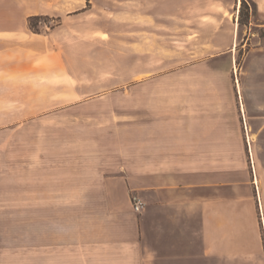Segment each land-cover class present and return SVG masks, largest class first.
Here are the masks:
<instances>
[{
    "label": "crops",
    "instance_id": "0c3cea01",
    "mask_svg": "<svg viewBox=\"0 0 264 264\" xmlns=\"http://www.w3.org/2000/svg\"><path fill=\"white\" fill-rule=\"evenodd\" d=\"M85 1L87 8L81 4L76 11L82 12L76 16L67 14L66 0L30 2L20 10L17 26L0 28V96H43L42 90L23 81L65 79L71 44L67 34L74 30L79 35L88 27L72 29L71 21L94 12L93 1ZM242 1L122 0L116 13L121 22L113 20V27L94 22L90 28L92 33L106 32L114 42L121 32V65L128 75L123 79L155 78L149 73L180 79L176 75L189 74L192 64L213 68L224 57L235 59ZM35 16L61 19L62 24L48 34H37L29 25ZM5 41L12 45L4 48ZM75 48L82 50V40L75 42ZM203 55L198 61L189 59ZM74 67L75 73H82L81 55ZM4 80L20 84L3 89ZM215 113L210 116L192 106L180 110L176 118L163 114L164 120H148L137 139L124 136L120 151L106 157L78 149L32 153L29 159L37 161L32 167L42 173L30 180L32 191L75 196L74 201L59 200L54 205L44 196L43 209L82 210L84 192L115 191L134 194L143 207L133 210L127 200L120 210L112 211L116 204L110 200L88 202L103 211L98 222L91 217L85 228L82 214L68 220L74 221L67 223L73 229L64 228L65 218L56 217L59 228L54 239L48 238L42 248L27 249L26 263L264 264V179L256 171L255 186L249 171L245 189L239 179L230 176L228 181L225 114ZM252 127L258 129L253 122ZM5 168L12 165L0 163L1 173ZM2 209L0 187V222Z\"/></svg>",
    "mask_w": 264,
    "mask_h": 264
},
{
    "label": "rangeland",
    "instance_id": "374dc122",
    "mask_svg": "<svg viewBox=\"0 0 264 264\" xmlns=\"http://www.w3.org/2000/svg\"><path fill=\"white\" fill-rule=\"evenodd\" d=\"M92 1L93 13L71 21L72 29L76 25L88 27L82 34L78 35L74 30L70 32L72 36L67 34L71 44L68 43L67 48L65 79L48 77L23 81L26 86L42 90L43 96H0V163L12 165L11 169L5 168L7 171H2L3 174L0 171L3 200L0 264H27V249L42 248L49 242L48 238L54 239L59 228L56 217L65 218L63 227L72 229L74 225L67 223L74 221L68 220L78 214H82L84 228L91 217L98 222L103 209L91 208L88 202L110 200L116 204L111 210L118 211L122 203L130 200L131 208L135 210L136 196L117 191L108 194L84 192L82 210L43 209L44 196L51 199L52 205L59 200L74 201L75 196L73 193L60 197V194L32 191L34 187L29 185L30 180L36 173L42 175L32 167L37 162L29 159L32 153H74L78 149L106 157L120 151L124 136L131 141L137 139L148 120H164L163 114L176 118L180 110L194 106L195 110L205 109L210 116L216 114L215 110L225 114L228 181L239 179V185L245 189L249 184V171L255 186L256 171L259 178L264 179V0H243L245 24L241 25L238 47L233 52L235 59L224 57L213 68L192 64L189 74L176 75L180 79L149 73L148 77L155 78L142 81L123 79L128 75L121 65V32L114 42L106 32L92 33L90 28L94 22L112 27L113 20L121 22V16L116 13L121 11L122 0ZM30 2L39 4L42 0H0V28L17 26L20 10L26 9ZM66 4L67 14L70 11L71 16L82 12L76 11L81 4L87 8L85 0H66ZM49 18L44 17L38 22L37 28L42 34L52 32L54 29L49 27L61 20ZM78 40H82V50L75 48ZM11 45V41L2 44L4 48ZM80 55L81 74L74 72L75 61ZM201 58L204 59V55L189 59L198 61ZM18 83L4 80L2 88ZM252 122L258 129L252 127ZM55 163L64 162L57 160ZM61 232L65 233L64 230Z\"/></svg>",
    "mask_w": 264,
    "mask_h": 264
},
{
    "label": "trees",
    "instance_id": "16d2710c",
    "mask_svg": "<svg viewBox=\"0 0 264 264\" xmlns=\"http://www.w3.org/2000/svg\"><path fill=\"white\" fill-rule=\"evenodd\" d=\"M244 4L245 2L242 1V8H241V11H240V19H239V23L240 25L242 24H245L244 21H243V7H244ZM249 11V9H248ZM249 15V14H248ZM44 17L50 19L48 16H35V17H31L30 20H29V23H30V28L31 30L34 32V33H37V34H42V32L40 30H38V22L41 21L42 19H44ZM62 24V21L59 20L57 21V23H55L52 27H49L50 30H53L55 29L56 27L60 26Z\"/></svg>",
    "mask_w": 264,
    "mask_h": 264
},
{
    "label": "built area",
    "instance_id": "2783aa9c",
    "mask_svg": "<svg viewBox=\"0 0 264 264\" xmlns=\"http://www.w3.org/2000/svg\"><path fill=\"white\" fill-rule=\"evenodd\" d=\"M134 201H135V210L136 211H140L143 207V204L140 202V200L138 199V197H135L134 198Z\"/></svg>",
    "mask_w": 264,
    "mask_h": 264
}]
</instances>
